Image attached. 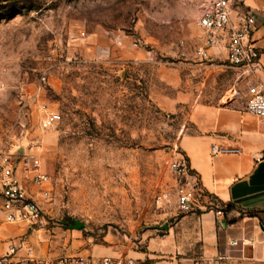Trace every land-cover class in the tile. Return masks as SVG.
Masks as SVG:
<instances>
[{
    "label": "rangeland",
    "instance_id": "374dc122",
    "mask_svg": "<svg viewBox=\"0 0 264 264\" xmlns=\"http://www.w3.org/2000/svg\"><path fill=\"white\" fill-rule=\"evenodd\" d=\"M198 15L195 0H0V149L33 156L49 178L44 199L19 169L42 220L0 214V251L18 239L37 255L101 245L121 263L155 264L152 240L196 225L179 223L190 213L175 200L179 140L193 104L243 85L222 57L199 52ZM178 249L177 264H232L193 238Z\"/></svg>",
    "mask_w": 264,
    "mask_h": 264
},
{
    "label": "crops",
    "instance_id": "0c3cea01",
    "mask_svg": "<svg viewBox=\"0 0 264 264\" xmlns=\"http://www.w3.org/2000/svg\"><path fill=\"white\" fill-rule=\"evenodd\" d=\"M263 9L264 0H231L233 18L250 12L255 19L252 39L261 52L262 70L249 81L262 85ZM217 56L226 61L224 53ZM242 83L239 93L226 97L223 103L193 104L189 113L192 132L179 140L180 153L203 191L229 209L220 219L212 212L194 211L183 215L179 223L187 219L196 225L186 233L170 228L163 237L152 240L148 255L159 258L155 259V264H177L175 259L168 258L178 253L184 237L198 240L204 254L219 253L232 264L264 261V155L261 157L264 154V117L245 110L247 92ZM228 149L238 152H228ZM231 241L236 243L231 244ZM77 254L99 258L112 253L104 246L93 245L69 255Z\"/></svg>",
    "mask_w": 264,
    "mask_h": 264
},
{
    "label": "built area",
    "instance_id": "2783aa9c",
    "mask_svg": "<svg viewBox=\"0 0 264 264\" xmlns=\"http://www.w3.org/2000/svg\"><path fill=\"white\" fill-rule=\"evenodd\" d=\"M199 15L197 26L203 34V46L199 51L206 56L207 49L215 54L224 53L228 64L238 71L246 85L247 99L245 110L253 115L264 117V85L250 82L261 72V52L256 47L252 34L255 19L250 12L235 18L231 16V0H195ZM264 14V9L262 10ZM43 108V107H42ZM51 123L46 115L43 126ZM214 151V147H212ZM228 152H238L228 149ZM264 154L261 155V157ZM259 157V158H261ZM7 153L0 149V214L6 224L37 225L42 220V209L33 193L27 191L18 178V171L29 173L30 181L41 198H48L49 190L43 186L48 176L41 171L38 159ZM171 170L177 177L176 206L180 212H212L216 218H223L226 211L219 208V202L205 193L197 177L189 170L187 160L182 157L172 162ZM231 241V244H235ZM0 264H132L131 260L121 263L117 258L104 256L93 258L83 255H37L22 239L6 242L0 251ZM249 264H255L250 261ZM264 264V261H261Z\"/></svg>",
    "mask_w": 264,
    "mask_h": 264
},
{
    "label": "trees",
    "instance_id": "16d2710c",
    "mask_svg": "<svg viewBox=\"0 0 264 264\" xmlns=\"http://www.w3.org/2000/svg\"><path fill=\"white\" fill-rule=\"evenodd\" d=\"M228 209H229V207H228ZM227 210V209H226Z\"/></svg>",
    "mask_w": 264,
    "mask_h": 264
},
{
    "label": "water",
    "instance_id": "95a60500",
    "mask_svg": "<svg viewBox=\"0 0 264 264\" xmlns=\"http://www.w3.org/2000/svg\"><path fill=\"white\" fill-rule=\"evenodd\" d=\"M162 228H164V227H162Z\"/></svg>",
    "mask_w": 264,
    "mask_h": 264
}]
</instances>
